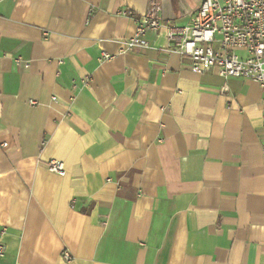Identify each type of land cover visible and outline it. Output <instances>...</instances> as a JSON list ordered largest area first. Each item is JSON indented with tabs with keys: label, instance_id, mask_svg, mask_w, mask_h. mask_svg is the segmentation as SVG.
<instances>
[{
	"label": "crops",
	"instance_id": "crops-1",
	"mask_svg": "<svg viewBox=\"0 0 264 264\" xmlns=\"http://www.w3.org/2000/svg\"><path fill=\"white\" fill-rule=\"evenodd\" d=\"M201 2L0 0V264H264L263 91L167 46Z\"/></svg>",
	"mask_w": 264,
	"mask_h": 264
},
{
	"label": "built area",
	"instance_id": "built-area-1",
	"mask_svg": "<svg viewBox=\"0 0 264 264\" xmlns=\"http://www.w3.org/2000/svg\"><path fill=\"white\" fill-rule=\"evenodd\" d=\"M91 14L92 10L88 15ZM119 14L132 19L135 24L133 37L125 42L127 51L146 47L144 36L161 28L160 7L156 1L150 2L143 15L135 16L129 10H121ZM164 29L168 50L188 58L191 72L202 74L216 69L223 80L254 82L264 94V0H202L190 23L183 26L170 24ZM102 58L106 60L109 56ZM219 91L224 93L225 85ZM260 104L264 118V95ZM29 105L36 103L29 102ZM261 155L264 159V141ZM48 170L63 174L62 164L57 161L49 162ZM4 252L0 243V257ZM63 258L68 260L69 256L63 254Z\"/></svg>",
	"mask_w": 264,
	"mask_h": 264
}]
</instances>
